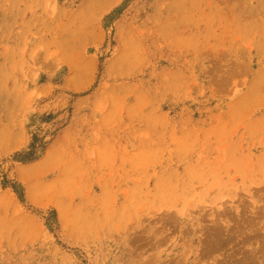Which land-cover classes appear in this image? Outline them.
<instances>
[{"label":"rangeland","instance_id":"374dc122","mask_svg":"<svg viewBox=\"0 0 264 264\" xmlns=\"http://www.w3.org/2000/svg\"><path fill=\"white\" fill-rule=\"evenodd\" d=\"M0 264H264V0H0Z\"/></svg>","mask_w":264,"mask_h":264},{"label":"bare ground","instance_id":"6f19581e","mask_svg":"<svg viewBox=\"0 0 264 264\" xmlns=\"http://www.w3.org/2000/svg\"><path fill=\"white\" fill-rule=\"evenodd\" d=\"M214 236V235H213ZM215 242V241H214ZM210 243V242H209Z\"/></svg>","mask_w":264,"mask_h":264}]
</instances>
